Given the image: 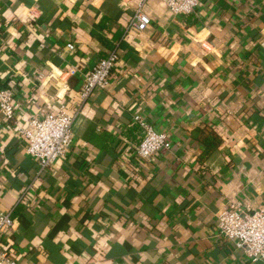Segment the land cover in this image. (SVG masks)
Returning <instances> with one entry per match:
<instances>
[{
	"label": "crops",
	"instance_id": "crops-1",
	"mask_svg": "<svg viewBox=\"0 0 264 264\" xmlns=\"http://www.w3.org/2000/svg\"><path fill=\"white\" fill-rule=\"evenodd\" d=\"M140 1L0 0V89L17 121L76 115L69 154L42 169L0 114V210L15 215L19 264H251L218 214L264 205V0H202L183 16L148 0V28L128 30ZM117 48L106 89L83 100ZM136 114L169 151L132 152Z\"/></svg>",
	"mask_w": 264,
	"mask_h": 264
},
{
	"label": "built area",
	"instance_id": "built-area-1",
	"mask_svg": "<svg viewBox=\"0 0 264 264\" xmlns=\"http://www.w3.org/2000/svg\"><path fill=\"white\" fill-rule=\"evenodd\" d=\"M147 1L141 0L132 8L128 30L144 31L148 28L151 18L145 11ZM164 1L170 11L180 16L196 13L203 2ZM69 47L73 48L74 44H69ZM118 60L117 48L101 58L90 70L81 91L83 100L98 90L106 89ZM0 114L4 120L15 125L17 132L25 140L27 154L37 160L42 169L50 168L57 160L69 154L74 139L76 115L68 113L64 108L43 118L33 117L26 126H21L16 119L13 91L0 89ZM134 124L140 129V141L131 143L133 153L144 159L154 160L156 155L171 149L168 133L156 131L144 116L136 114ZM15 222L12 210H0V264H19L12 244L6 247V240L14 230ZM218 229L223 237L231 240L237 249L245 253L249 263L264 261V205L253 208L240 202L229 201L218 214Z\"/></svg>",
	"mask_w": 264,
	"mask_h": 264
},
{
	"label": "trees",
	"instance_id": "trees-1",
	"mask_svg": "<svg viewBox=\"0 0 264 264\" xmlns=\"http://www.w3.org/2000/svg\"><path fill=\"white\" fill-rule=\"evenodd\" d=\"M195 134L198 136V138L204 140V142H206L209 145L210 148L208 149V153H210V151L213 149V148H211L213 144H212L210 137H208V135H205V134L202 135L201 133H197V132ZM139 141H140V138L137 139V141H135V142H139ZM13 216L15 217V215H13Z\"/></svg>",
	"mask_w": 264,
	"mask_h": 264
}]
</instances>
